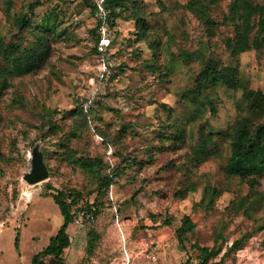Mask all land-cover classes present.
I'll return each instance as SVG.
<instances>
[{"label":"rangeland","instance_id":"obj_1","mask_svg":"<svg viewBox=\"0 0 264 264\" xmlns=\"http://www.w3.org/2000/svg\"><path fill=\"white\" fill-rule=\"evenodd\" d=\"M33 1L0 0V264L46 246L60 193L79 203L63 264H201V247L207 264H264V173L227 169L239 123L264 125L246 97L264 94V0H117L104 35L92 0ZM208 64L237 86L195 99ZM33 151L48 175L29 184Z\"/></svg>","mask_w":264,"mask_h":264},{"label":"trees","instance_id":"obj_2","mask_svg":"<svg viewBox=\"0 0 264 264\" xmlns=\"http://www.w3.org/2000/svg\"><path fill=\"white\" fill-rule=\"evenodd\" d=\"M41 5V0H34L29 5V11L33 12L37 7ZM118 5L117 0H105L104 8L107 12V21H109V7ZM93 12L96 13V7L92 4ZM23 24V21H22ZM41 51L37 48L30 49L26 52L24 63L17 65L16 69L18 73H28L33 67L36 66L37 60L47 55L45 46H41ZM224 83L228 88H235L237 86L236 78L233 73L226 71L219 73L214 65L208 64L199 77L196 80V86L191 92L193 98H199L202 93L208 91L211 87H215L218 83ZM246 97L257 111L264 106V94L260 91L256 94L248 92ZM260 107V108H259ZM227 169L229 174L235 175L241 178L248 176L261 175L264 173V125L257 128L255 134L251 133V123L247 118H244L237 128L236 134L233 136L231 144V157L229 158ZM114 176L107 179L106 182L100 184V188L107 190L114 181ZM52 189V188H50ZM54 203L58 206L60 213L63 217V223L59 227L57 233L50 237L48 245L41 251L34 254L31 258V264H46L45 259L51 257L58 262L63 260V252L70 242L69 236L66 233L67 227L74 221L75 212L74 207L78 206L79 203L74 198H70L69 195L59 194L55 196L50 194ZM60 197L61 199H59ZM71 199V200H68ZM95 204L87 205L86 203L80 205V210L86 208L87 212L95 211ZM94 209V210H93ZM95 214V212H94ZM163 225H168L169 221L164 220ZM195 224L191 221L188 216L182 218V224L177 229V239L181 243L183 236L187 232L193 231ZM15 248H18V236L15 237ZM200 252L204 254V258L201 264H207L208 261L216 255V250L213 247L199 248ZM185 264H189L187 261Z\"/></svg>","mask_w":264,"mask_h":264},{"label":"water","instance_id":"obj_3","mask_svg":"<svg viewBox=\"0 0 264 264\" xmlns=\"http://www.w3.org/2000/svg\"><path fill=\"white\" fill-rule=\"evenodd\" d=\"M31 162L33 163V170L26 174L24 179L29 184H36L47 178L48 172L42 160V154L33 151L31 153Z\"/></svg>","mask_w":264,"mask_h":264},{"label":"built area","instance_id":"obj_4","mask_svg":"<svg viewBox=\"0 0 264 264\" xmlns=\"http://www.w3.org/2000/svg\"><path fill=\"white\" fill-rule=\"evenodd\" d=\"M93 1V4L95 5L96 7V13L99 17V20H100V26H99V33L101 35H104L105 34V28H104V24H105V19H106V12H105V8H104V2L105 0H92ZM102 46H103V40H101L99 42V49L101 50L102 49ZM80 225H82V222H83V215L80 217Z\"/></svg>","mask_w":264,"mask_h":264},{"label":"crops","instance_id":"obj_5","mask_svg":"<svg viewBox=\"0 0 264 264\" xmlns=\"http://www.w3.org/2000/svg\"><path fill=\"white\" fill-rule=\"evenodd\" d=\"M53 200V199H52ZM54 202V201H53ZM58 207V206H57ZM59 209V208H58ZM60 211V210H59ZM63 218V217H62ZM58 231V230H57ZM57 231L53 234V235H51L50 237H52V236H54L56 233H57ZM50 237H49V239H50ZM49 239H48V242H47V244H46V246L48 245V243H49ZM45 246V247H46ZM44 247V248H45ZM41 251V250H40ZM36 254V253H35ZM34 255V254H33ZM32 255V256H33ZM32 256H31V258H32ZM45 262H46V264H62L61 262H58V261H56L55 259H53V258H51V257H47L46 259H45ZM30 264H31V261H30Z\"/></svg>","mask_w":264,"mask_h":264}]
</instances>
